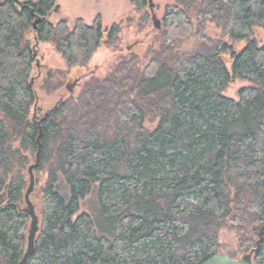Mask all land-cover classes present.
<instances>
[{
    "label": "trees",
    "instance_id": "obj_1",
    "mask_svg": "<svg viewBox=\"0 0 264 264\" xmlns=\"http://www.w3.org/2000/svg\"><path fill=\"white\" fill-rule=\"evenodd\" d=\"M130 1L138 10L149 5ZM21 2L0 0V264H18L27 247L31 217L23 208L41 129L33 171L48 178L27 264H203L222 252L227 221L257 235L246 234L240 251L256 247L264 225V45L254 28H264V0L167 4L157 28L162 42L146 64L125 61L105 80L91 77L83 95L96 108L77 116L83 127L70 122L67 101L38 115L33 40L50 41L70 66L83 65L105 34L110 45L118 42L120 25L105 28L101 14L91 23H54L57 0ZM195 21L199 31L217 23L230 41L203 36L196 50L181 52ZM237 39L247 40L241 50ZM239 76L250 84L238 98L225 94ZM109 112L118 117L107 118L112 134H102ZM254 260L264 264V235Z\"/></svg>",
    "mask_w": 264,
    "mask_h": 264
},
{
    "label": "rangeland",
    "instance_id": "obj_2",
    "mask_svg": "<svg viewBox=\"0 0 264 264\" xmlns=\"http://www.w3.org/2000/svg\"><path fill=\"white\" fill-rule=\"evenodd\" d=\"M22 1V0H20ZM155 3L154 11L157 16L163 19L164 8L167 4H173L176 0H153ZM60 5L56 11L50 15L51 22L56 23L58 20L64 18L69 21V25H73L77 18H83L91 23L97 14H101L103 25L105 28H110L114 23H119L120 33L118 35V42L115 45H110L106 40V34L101 47L94 54L92 59L83 64L70 66L64 59L62 54L57 51L52 42H42L38 44V62L33 72L32 79L38 94L37 110L38 115L44 114L48 109L56 104L67 101L70 106V122L77 121V116L82 111L93 110L96 104L87 105L90 97L83 95L87 83L94 76L101 80L111 75L114 71H118L125 61L135 63L142 66L147 63L148 57L152 54V48L158 47L163 39L158 29L154 26L152 19V11L150 5L143 10H138L130 0H57ZM195 32L192 36L182 40L178 45V49L183 53H189L196 50L201 41V37H207L213 40L224 39L230 41L228 34L217 23L206 22L203 30H198L197 21L194 26ZM254 35L260 44L264 45V28L256 26L254 28ZM236 50H241L247 43L246 39L231 40ZM33 47L36 45L33 40ZM137 57V59H136ZM134 58V60H133ZM229 66L232 58L229 53L224 54ZM78 79V83L73 87L72 91L67 89L68 83H73ZM118 79V78H117ZM109 84V83H108ZM111 84V83H110ZM250 81L244 78H236L228 84L225 94L238 98L239 90L243 86L249 85ZM122 84L117 88L121 91L128 89V85ZM113 94V95H112ZM112 100L116 101L117 96L112 93ZM104 99V98H103ZM113 107V106H111ZM90 114V113H89ZM88 117H95V113ZM110 115L118 117L117 112H109L105 119V125L102 127V134L111 131V126L114 121L107 120ZM0 117H2L0 113ZM81 122H76L79 125ZM146 128L151 129L155 127L156 122L147 121ZM83 127L82 125H79ZM107 130V131H106ZM112 134V131H111ZM32 163L36 160L31 159ZM35 173V190L31 194V199L36 206L37 213L41 210V196L40 190L48 178L47 171H38ZM29 176V174H28ZM60 189L64 194H67V186L63 178L59 177ZM224 227L219 231V245L222 252H230L236 254L237 258L244 253L239 250L241 242L248 235H256L254 232L245 233L234 226L232 222L227 221ZM240 251V252H239Z\"/></svg>",
    "mask_w": 264,
    "mask_h": 264
},
{
    "label": "water",
    "instance_id": "obj_3",
    "mask_svg": "<svg viewBox=\"0 0 264 264\" xmlns=\"http://www.w3.org/2000/svg\"><path fill=\"white\" fill-rule=\"evenodd\" d=\"M17 3L22 4L20 0H15ZM149 5L152 10V19L154 22V26L156 28H161L162 26V21L161 19L157 16L156 12L154 11L155 3L153 0H149ZM58 9V8H56ZM36 22L34 25L36 26ZM39 42L36 43L38 46ZM35 56L38 55V49L36 48L35 50ZM37 64L39 65V62L37 60ZM78 83V79L75 80L73 83H68L67 84V89L69 91L73 90V87ZM37 115L36 109H35V116ZM41 137H42V129L40 131V134L37 138L38 141V151H37V157L35 158L36 161L35 163L31 164L29 166L28 172H29V179L30 183L29 186L25 192V211H27L31 217V221L29 224V229H28V236H27V247L24 253V256L21 258L18 264H27L29 258L33 254L36 246V237H37V232H39L40 229V218L36 210V206L33 203L31 199V194L34 191L35 188V173L34 169L39 165L40 160H41V151H42V142H41ZM263 235H264V225L260 228V233H259V238L257 240V246L254 247L249 253L244 254L243 256L237 258L231 256L229 253L226 252H220L215 255H213L211 258H209L207 261H205L203 264H256L254 260V253L257 252L260 249L261 243L263 241Z\"/></svg>",
    "mask_w": 264,
    "mask_h": 264
}]
</instances>
